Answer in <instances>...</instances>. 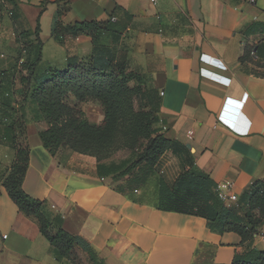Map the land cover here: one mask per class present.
I'll return each mask as SVG.
<instances>
[{"label":"crops","instance_id":"obj_1","mask_svg":"<svg viewBox=\"0 0 264 264\" xmlns=\"http://www.w3.org/2000/svg\"><path fill=\"white\" fill-rule=\"evenodd\" d=\"M41 1L16 0L15 17L29 29L40 17L38 77L86 59L93 48L86 34H66L60 42L53 34L59 4ZM69 5L65 25L115 22L120 33L115 41L108 35L107 43L140 75L157 105V127L174 146L145 182L133 180L136 171L114 178L108 167L120 162L112 156L98 161L68 147L51 153L40 138L49 123L38 106L30 99L14 102L17 116L26 120L24 140L30 146L24 190L45 201V215L61 219L106 264H231L237 253L264 249L258 234L243 241L234 231L212 230L202 216L157 206L162 181L173 184L188 163L217 184L233 182L239 194L264 179V34L249 30L264 22V0H70ZM3 20L7 26L14 22ZM0 26V50L8 53L15 42ZM9 64L0 59V70ZM80 106L103 121L98 100ZM14 158V148L0 146V264H88L81 247L76 249L82 262L61 257L38 220L9 196L4 180Z\"/></svg>","mask_w":264,"mask_h":264},{"label":"trees","instance_id":"obj_2","mask_svg":"<svg viewBox=\"0 0 264 264\" xmlns=\"http://www.w3.org/2000/svg\"><path fill=\"white\" fill-rule=\"evenodd\" d=\"M8 1L14 4L16 15V0ZM29 30V38L34 45L29 49V61L23 56L24 61L20 64V67L25 66L27 73L18 79L16 76L10 78L7 68L0 70V146H10L15 150V158L4 186L20 210L38 220L42 232L61 257L82 262L80 252L76 249L81 247L88 255V264H106L84 238L65 230L61 219L54 222L45 215V201L32 197L24 190L30 146L24 140L26 120L23 116H17L18 109L14 102L30 99L38 106L42 118L49 123L48 128L40 131V138L51 153H56L59 147L69 146L78 153L94 156L101 161L122 148L131 146L133 149L134 144L117 143L110 136L111 119L113 106L125 96L120 91L122 86L132 80H142L138 73L129 68L125 58L122 56L120 59L115 48L103 41L108 35H112L115 41L120 33L112 19L78 21L67 25L63 20L55 19L53 34L60 42H63L66 34H86L92 38L93 48L86 59L77 62L70 60L63 69L50 68L41 77L36 75L37 66L42 60L40 17L37 18L35 29ZM249 30L264 34V22L251 24ZM17 82L22 88V93H19L21 99L15 95ZM136 91L142 94L146 106H157L151 102L153 97L146 87L137 88ZM131 92L129 90L128 95ZM92 99L98 100L103 107L104 119L100 123L87 120L85 111L79 107L81 103ZM158 121L156 117L152 124ZM142 126L141 123L137 125V130L140 131ZM150 132L145 135L147 145L133 161L108 167L109 173L116 172L114 178L136 171L139 175L132 178L142 183L155 172L156 163L167 149L173 148L174 142L166 138L158 127L151 128ZM217 185L207 173L195 169L193 163H188L173 184L162 181L157 206L164 210L202 216L214 231H234L243 241L253 239L264 224V179L254 182L238 198V205L246 208L244 215L219 197ZM55 225L57 231L53 233ZM231 264H264V249L249 248L237 253Z\"/></svg>","mask_w":264,"mask_h":264},{"label":"rangeland","instance_id":"obj_3","mask_svg":"<svg viewBox=\"0 0 264 264\" xmlns=\"http://www.w3.org/2000/svg\"><path fill=\"white\" fill-rule=\"evenodd\" d=\"M49 3H58L59 4V10L58 14H56L55 19H61L65 15V13L70 10V0H42V5H47ZM16 15L14 14V4L11 1L8 0H0V25L4 27V29L7 31V36L9 38L11 37L15 44L13 46H8L10 51L7 53L5 51L0 50V54H5V57L0 56V59L2 61L10 62L9 68H7L10 73L8 74L10 78L19 77L22 74H26L27 70L23 67H20V58L23 56L26 57L27 61H29V53L31 50V47H33L34 44H32L31 39L29 38V28L26 25L17 24V21L15 20ZM4 18H11L13 24L10 26H7L4 22ZM37 24V19H36ZM8 27V28H7ZM10 27V28H9ZM0 29L1 26H0ZM8 40V37H7ZM104 42H107L108 39H103ZM24 49H26V52H24ZM30 49V50H29ZM120 59H122V55H117ZM125 87V89L122 90V88ZM120 89L121 92H124V97L120 99V101H117L115 103L114 110H113V117L111 119V131L110 136L114 137L117 143H123L126 145H133L132 147L122 148L118 151H116L112 158L118 162L121 163H127L131 162L134 157L137 156L139 152H141L145 146L148 143V139L145 138L146 134H151V128L157 127V123H153V119L157 117L156 115V107L154 106H146V101L142 98V94H139L136 89L137 88H145V83L138 80H132L126 83L125 86H122ZM132 90V94L128 95V91ZM18 93H22V88L20 87V84L17 82L15 95L18 97V99H21V95ZM128 95V96H127ZM147 97H145L146 100ZM81 105V104H80ZM79 107L81 108V106ZM82 109V108H81ZM86 119L89 120L92 123H97L96 119L98 116L96 114L90 115L88 117L86 115ZM96 122H93V120ZM142 124V128L140 131L137 130V125ZM69 146H63L59 147L56 152L63 150L62 148ZM73 150L72 148H70ZM74 151V150H73ZM157 166L155 165V170ZM160 175V174H159ZM162 176L157 177L156 180H154L152 186L150 187V192L156 191L158 188V184ZM230 205H234L237 210L244 215L245 214V207H242L241 204L238 205V199L233 200L232 202H229ZM158 204H159V197H158ZM260 239V238H259ZM261 241V240H260ZM262 242V241H261ZM263 243V242H262ZM264 247V243H263ZM84 264V262H83Z\"/></svg>","mask_w":264,"mask_h":264},{"label":"built area","instance_id":"obj_4","mask_svg":"<svg viewBox=\"0 0 264 264\" xmlns=\"http://www.w3.org/2000/svg\"><path fill=\"white\" fill-rule=\"evenodd\" d=\"M152 2L156 3V0H152ZM24 61V58L20 59V64ZM164 92L162 91L161 94ZM165 128V126H164ZM238 130L243 131V129H239L236 127ZM189 137L192 138L194 131L190 130L188 132ZM217 191L219 194V197L224 200L228 205H230L229 202H232L233 200H237L241 194H239L236 190L235 184L231 181H225V182H220L217 185ZM260 240L264 243V231H260L258 233ZM6 236V235H4Z\"/></svg>","mask_w":264,"mask_h":264}]
</instances>
